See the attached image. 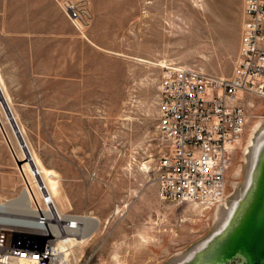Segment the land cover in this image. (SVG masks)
<instances>
[{
	"label": "rangeland",
	"instance_id": "rangeland-1",
	"mask_svg": "<svg viewBox=\"0 0 264 264\" xmlns=\"http://www.w3.org/2000/svg\"><path fill=\"white\" fill-rule=\"evenodd\" d=\"M243 21L244 0H0V77L28 145L57 174L61 212L100 219L69 264H161L209 230L213 212L159 196V85L171 65L233 76ZM241 96L248 118L228 193L264 117L263 99ZM1 102L13 169L0 183L15 189L4 203L24 187L18 167L31 171Z\"/></svg>",
	"mask_w": 264,
	"mask_h": 264
},
{
	"label": "built area",
	"instance_id": "built-area-1",
	"mask_svg": "<svg viewBox=\"0 0 264 264\" xmlns=\"http://www.w3.org/2000/svg\"><path fill=\"white\" fill-rule=\"evenodd\" d=\"M71 17L81 13L70 6ZM264 100V0H244L239 60L231 77L193 67H166L159 85L160 198L214 210L228 193L227 172L242 138L247 112L241 94ZM20 165L31 213L20 224L0 223V264H58L81 214L61 212L47 187ZM20 194V195H21ZM208 210V211H209Z\"/></svg>",
	"mask_w": 264,
	"mask_h": 264
},
{
	"label": "water",
	"instance_id": "water-1",
	"mask_svg": "<svg viewBox=\"0 0 264 264\" xmlns=\"http://www.w3.org/2000/svg\"><path fill=\"white\" fill-rule=\"evenodd\" d=\"M161 264H264V117L209 230Z\"/></svg>",
	"mask_w": 264,
	"mask_h": 264
},
{
	"label": "bare ground",
	"instance_id": "bare-ground-1",
	"mask_svg": "<svg viewBox=\"0 0 264 264\" xmlns=\"http://www.w3.org/2000/svg\"><path fill=\"white\" fill-rule=\"evenodd\" d=\"M1 98H2V102H1L2 105L3 106L5 105L4 106L5 115L16 137L19 149L25 155L24 160L26 162L25 163L26 167H28V169L31 171L35 181L38 184L39 182L40 183L42 182L47 187L50 196L54 197L52 190L55 193L56 185H57L55 178H57V174L53 170H48L41 167V164L39 163L37 158L33 155L28 145V142L25 138L22 127H20L18 120L15 117V115L12 113L10 106L6 104L4 94L2 92V89L0 88V99ZM26 196L28 195L24 192L20 196L12 200H8L7 202L0 203V223L20 224L22 220L25 219V216L31 213L29 208V202ZM208 210H204V208L201 207L200 210L197 209L195 211L196 212L198 211L201 214H203L204 211H208ZM209 211H211V215H212L213 210H209ZM80 219L82 220V226L79 229V233H77L78 235L75 238L73 237L67 240L68 243H66V245H68L69 252L65 251L64 254L59 257L58 264H69L68 257L70 253L74 254L73 248L75 242L79 244L83 243L90 235L93 234L94 230L99 226L100 223V219L89 215L81 216Z\"/></svg>",
	"mask_w": 264,
	"mask_h": 264
},
{
	"label": "crops",
	"instance_id": "crops-1",
	"mask_svg": "<svg viewBox=\"0 0 264 264\" xmlns=\"http://www.w3.org/2000/svg\"><path fill=\"white\" fill-rule=\"evenodd\" d=\"M0 84H1L0 88L2 89V92L4 94L5 102H6V104H8V106H10V108L12 110V113L15 115V112L13 111V108H12V106L10 104L9 97L6 94V90H5V87L3 85L1 77H0ZM15 117H16V115H15ZM6 168L10 169V171H12V169H13L12 164H11V160H10L8 154H7V150H6V148H5L4 144H3L2 138L0 136V182L3 179V174H4L3 170L6 169ZM0 190H2L4 192V194L6 195V196H0V198L7 199V198H10V197H13V196H10V195L13 194V191L15 189H14L13 186H11L9 184L3 185V183H0Z\"/></svg>",
	"mask_w": 264,
	"mask_h": 264
}]
</instances>
